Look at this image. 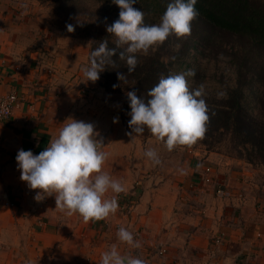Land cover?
Wrapping results in <instances>:
<instances>
[{"label":"crops","instance_id":"1","mask_svg":"<svg viewBox=\"0 0 264 264\" xmlns=\"http://www.w3.org/2000/svg\"><path fill=\"white\" fill-rule=\"evenodd\" d=\"M23 13L12 0H0V94L17 92L21 100L0 124V264H100L101 254L113 244L121 252L120 227L133 232L134 220L119 209L104 220L85 223L79 214L56 209L54 196L37 201L38 190L20 180L18 150L39 154L70 117L95 126L104 143L101 150L109 154L103 171L125 186L123 204L139 183L136 225L143 230V253L150 247L168 250L148 264H225L229 259L232 264H264L259 237L264 213L253 206L255 188L217 153L187 155L180 147L169 152L154 137L126 135L130 130L121 107L101 82H86L84 50L62 44L36 57L15 52L18 29L13 25ZM148 149L157 151L158 165L144 155ZM207 166L215 183L233 191L232 197L217 196L214 183L205 182ZM112 196L118 201L109 190L106 198ZM132 250L129 246L121 254L134 256Z\"/></svg>","mask_w":264,"mask_h":264},{"label":"clouds","instance_id":"2","mask_svg":"<svg viewBox=\"0 0 264 264\" xmlns=\"http://www.w3.org/2000/svg\"><path fill=\"white\" fill-rule=\"evenodd\" d=\"M120 9L119 19L107 27V32L116 37L117 47L124 46L119 59L126 61L128 73L135 71L138 64L137 53L147 55L149 49L162 45L170 35L178 38L191 34V23L199 13L195 8L197 0H173L167 5L160 17V22L144 24V13L134 7L137 0H112ZM26 9L27 5L22 4ZM68 32H74L72 24L66 25ZM115 48H108V41L103 39L91 52L89 65L81 69L86 82L95 83L100 73L116 56ZM195 75L194 70L161 76L158 83L148 90L145 100L135 90L126 92L130 112L126 135L135 139L145 130L163 143L171 152L178 146L191 147L202 140L209 122V108L204 85L190 90L188 77ZM118 80H126L124 73H117ZM115 88L116 85H113ZM225 93L217 94L218 99L225 98ZM118 123V118L113 119ZM99 133L92 123L68 118L59 129L56 137L48 141L39 154L31 150H18L16 162L20 171V180L26 182L32 190H38L34 197L37 201L47 196H54L56 209L67 215L79 214L85 223L106 219L118 209L116 196L106 198L111 190L115 194L126 191L121 181L112 178L103 171L109 154L102 151L103 141L97 139ZM144 155L154 165L160 163L155 149H148ZM184 174L185 170H179ZM117 239L132 248L141 247L133 234L124 227L116 233ZM100 264H146V261L132 255H122L116 244L101 254ZM225 264H232L226 260Z\"/></svg>","mask_w":264,"mask_h":264},{"label":"trees","instance_id":"3","mask_svg":"<svg viewBox=\"0 0 264 264\" xmlns=\"http://www.w3.org/2000/svg\"><path fill=\"white\" fill-rule=\"evenodd\" d=\"M40 1L56 6L58 13L54 16L58 21L61 19L64 23L77 25L76 28L90 29L86 26L90 25L87 19L80 21L78 18L80 13L91 7L87 0ZM98 1L101 2L100 11H97L94 18L101 20V23L110 21L109 25L119 19L120 9L112 0ZM171 2L173 0H137L134 7L145 14V25H153L156 21L151 16L152 12L157 13L156 17L160 19ZM195 8L199 15L191 23V34L181 38L170 35L162 45L149 49L147 55L137 53L138 64L130 74L126 61L119 59V53L126 45L117 47L114 35L103 29L98 33L97 29L92 51L106 39L108 48H115L117 52L112 57L115 67L109 63L100 73L104 79L103 85L107 90L121 88L125 93L135 90L138 96L147 100L148 90L158 83L161 76L179 74L184 67L185 71L195 72L194 76L187 78L190 90H194L201 85L204 70L207 73L204 68L206 62L216 59L218 55H226L227 62L235 70V83L224 87L223 91L208 92L204 88L210 119L202 141H207L216 133L222 135L230 132L245 149L252 150L264 162V117L246 102V92L254 83L264 85V0H197ZM118 72L124 73L126 80L119 81ZM221 92L226 94L225 98L218 99L217 94ZM258 97L261 103L263 95ZM130 110L126 97L122 118L128 129ZM143 136H150L147 129Z\"/></svg>","mask_w":264,"mask_h":264},{"label":"rangeland","instance_id":"4","mask_svg":"<svg viewBox=\"0 0 264 264\" xmlns=\"http://www.w3.org/2000/svg\"><path fill=\"white\" fill-rule=\"evenodd\" d=\"M12 2L15 9L20 8L24 11L23 14L15 17L13 25L18 29V32H16L18 36L16 38L18 39L17 43L19 46L17 47V44H15L16 41H14V47L16 48L15 52L19 50L26 57H36L33 55L37 54L38 56H41L46 53L56 51V48L59 45L61 46L62 44H65L68 46V49H72V51H78V49L81 51L84 50L85 52L81 53V56L85 58L83 66H88L93 47L94 33H97V29L98 33H100V29L106 30L107 27L110 26V21L101 23V20L94 18L97 11H100L101 2L98 0H87V3L91 6L89 7L90 10L88 9L87 11L80 13V16H78L80 21L87 19L90 25H85L89 26L90 29H80L76 28L77 25H74L75 30L71 33L67 31V22L64 23L61 19L58 21V18L54 16L58 13V9L54 4L46 5L40 0H12ZM22 4H26L27 8H22ZM63 12L64 10L62 13ZM151 16L155 17V24L160 22V19L156 17L157 13L152 12ZM114 38L116 40L115 36ZM227 61L228 58L226 55H218L216 59L214 58L208 63L206 62L207 65H204V68L207 69V73L202 68L204 72L202 73L200 84L204 85V88L208 92L223 91L224 87L234 85L236 78L235 70L233 65ZM203 63H205V60ZM183 72H186L184 67L180 69L179 73ZM98 82H101V87L108 92L106 94L109 96V99L113 103H117L123 111L126 93L122 91L121 88H118L117 90H107L103 85L104 79L101 76ZM259 95H263V101L261 103L259 102ZM246 96V102L249 107L253 108L259 115L264 117V85L254 83L251 88L247 90ZM214 135L215 136L210 137L207 141L198 140L197 143L191 147H178H180L183 152L186 151L187 155H190V153H198L199 155L217 153L220 155V157H222V161L226 163L227 167H230L231 171L236 172V174H240L242 176V180H246L250 184L249 187L255 188L252 191L253 206L264 213V162H262V158L255 156V153L252 152V150H248L247 148L245 149V146H242V143H239L236 138H233V134L230 132L223 133L222 135L220 133H216ZM140 136L145 139L153 137L151 134L147 137H144L143 135ZM213 183L216 188L221 182L217 181V183H215L214 181L209 184ZM138 185L136 184L133 189L132 198L129 196L125 197L124 201L126 204L122 203L124 197L123 195L125 193L118 194V209L119 212L123 216H126L130 221L134 220V222H132L133 225L130 224L133 226V232L131 233L133 234L134 239L140 242L141 247L133 248L132 251L134 256L145 260L146 264H148L153 262L154 257H157L155 254L161 256L168 250L165 249L166 251H164L162 250L163 248L157 249L150 247V251L143 253V230L141 227H137L136 225L138 222L136 218L137 207L139 205V198L142 194L141 187L139 188ZM248 191L249 189H247V192ZM236 214L238 216V211H236ZM133 216H135L136 220ZM262 220L264 221V216ZM104 225L108 226L109 224L104 222ZM261 228H263V230L260 231L259 237L261 238L260 248L263 257L262 262H264V223ZM117 242L119 243L121 253L125 254L126 248H129V245L119 241ZM156 264H159V262Z\"/></svg>","mask_w":264,"mask_h":264},{"label":"built area","instance_id":"5","mask_svg":"<svg viewBox=\"0 0 264 264\" xmlns=\"http://www.w3.org/2000/svg\"><path fill=\"white\" fill-rule=\"evenodd\" d=\"M20 96L17 92H8V93H3L0 94V124L4 123L7 121L9 118L12 117L14 114V110L16 107L20 105ZM212 167L207 166L206 172L207 175L204 178L206 183H212L214 182V177L210 174L212 173ZM215 192L217 193L218 196L220 197H232L233 196V191L226 185L219 183L217 187L215 188ZM125 204V203H124ZM225 232L221 233V236H225ZM264 237V233H263Z\"/></svg>","mask_w":264,"mask_h":264}]
</instances>
